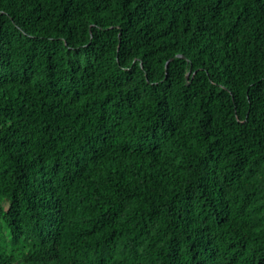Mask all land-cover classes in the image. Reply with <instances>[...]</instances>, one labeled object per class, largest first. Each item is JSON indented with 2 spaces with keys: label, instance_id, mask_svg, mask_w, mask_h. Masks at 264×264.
<instances>
[{
  "label": "trees",
  "instance_id": "trees-1",
  "mask_svg": "<svg viewBox=\"0 0 264 264\" xmlns=\"http://www.w3.org/2000/svg\"><path fill=\"white\" fill-rule=\"evenodd\" d=\"M0 264H264V0H0Z\"/></svg>",
  "mask_w": 264,
  "mask_h": 264
}]
</instances>
